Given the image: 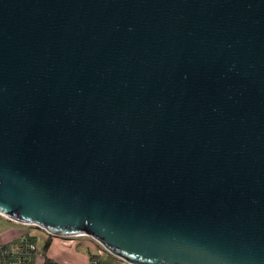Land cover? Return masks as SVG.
<instances>
[{"label": "water", "instance_id": "water-1", "mask_svg": "<svg viewBox=\"0 0 264 264\" xmlns=\"http://www.w3.org/2000/svg\"><path fill=\"white\" fill-rule=\"evenodd\" d=\"M0 214L264 264V0H0Z\"/></svg>", "mask_w": 264, "mask_h": 264}, {"label": "crops", "instance_id": "crops-1", "mask_svg": "<svg viewBox=\"0 0 264 264\" xmlns=\"http://www.w3.org/2000/svg\"><path fill=\"white\" fill-rule=\"evenodd\" d=\"M0 217L4 219L0 218L1 243H13L24 233L29 234L39 242V254L35 259V264H46V257L51 258L57 264H130L126 260L102 250L100 244L92 238H86L83 235H51L42 228L38 232H27L10 225L5 216ZM48 239L50 245L44 251L43 247Z\"/></svg>", "mask_w": 264, "mask_h": 264}, {"label": "built area", "instance_id": "built-area-1", "mask_svg": "<svg viewBox=\"0 0 264 264\" xmlns=\"http://www.w3.org/2000/svg\"><path fill=\"white\" fill-rule=\"evenodd\" d=\"M101 249L105 250L103 247ZM6 253L10 255L6 264H28L33 256L36 259L39 254V245L36 239H32L29 234L24 233L19 237V242L13 244Z\"/></svg>", "mask_w": 264, "mask_h": 264}, {"label": "trees", "instance_id": "trees-1", "mask_svg": "<svg viewBox=\"0 0 264 264\" xmlns=\"http://www.w3.org/2000/svg\"><path fill=\"white\" fill-rule=\"evenodd\" d=\"M31 237V236H30ZM32 239H35L34 237H31ZM19 242V238L13 242V243H1L0 242V264H6L8 263V260L10 258V255L8 253H6V251L15 243ZM50 245V240L48 239L43 247V250L46 251L47 248ZM28 264H35V259L34 256L32 258V260H30L28 262ZM46 264H57L56 262H54L51 258L46 257Z\"/></svg>", "mask_w": 264, "mask_h": 264}, {"label": "rangeland", "instance_id": "rangeland-1", "mask_svg": "<svg viewBox=\"0 0 264 264\" xmlns=\"http://www.w3.org/2000/svg\"><path fill=\"white\" fill-rule=\"evenodd\" d=\"M0 216H2V215H0ZM0 218H2L3 219V217H0ZM4 220V219H3ZM10 225H12V226H15V227H18V228H20V229H23V230H25V231H27V232H38V231H41V228H39V227H37V226H35V225H30V224H25V223H20V222H17V221H14V220H10L9 221V219H8V221H7ZM83 237H86V238H92L91 236H89V235H83ZM93 239V238H92ZM93 240H95V239H93ZM39 243V242H38Z\"/></svg>", "mask_w": 264, "mask_h": 264}]
</instances>
